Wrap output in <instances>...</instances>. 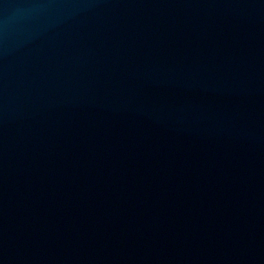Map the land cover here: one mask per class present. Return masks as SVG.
I'll return each mask as SVG.
<instances>
[{
    "label": "water",
    "instance_id": "95a60500",
    "mask_svg": "<svg viewBox=\"0 0 264 264\" xmlns=\"http://www.w3.org/2000/svg\"><path fill=\"white\" fill-rule=\"evenodd\" d=\"M0 264H264V0H0Z\"/></svg>",
    "mask_w": 264,
    "mask_h": 264
}]
</instances>
